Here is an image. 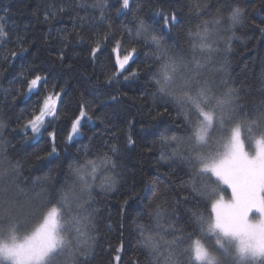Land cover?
Listing matches in <instances>:
<instances>
[{
  "label": "trees",
  "instance_id": "obj_1",
  "mask_svg": "<svg viewBox=\"0 0 264 264\" xmlns=\"http://www.w3.org/2000/svg\"><path fill=\"white\" fill-rule=\"evenodd\" d=\"M108 3L112 29L124 40H128V34L123 29H134L138 14L160 31L163 28L161 14L174 12L179 23L170 24V35L168 31L163 34L169 44L185 50L188 29L195 32L196 25L205 21L211 28L213 20L221 19L215 31L224 37L230 48L224 51L221 41L218 46L222 51L212 57L214 66L203 74L217 82L218 91L223 90L221 82L238 89L241 103L249 113L264 99V0H133L126 15L112 7L116 0H108ZM234 3L245 10V16L229 31L228 9ZM50 4L68 7L66 0H0V19L8 31L7 42L0 46V57H8L0 59V118L7 125L0 151V173H3L0 175V202L3 197L24 201L27 198L20 192L23 189L31 198L34 210L31 219L35 222L46 202L35 195L41 186L51 191L71 183L70 166H81L88 159L100 167V184L108 173L99 154L112 156L109 146L116 144L119 153L113 159L121 173L117 190L105 194L96 185L93 193V207L97 209V244L91 264H109L115 254L112 249L121 242L126 258L134 257L139 264H148L145 254L137 250V224L145 225V235L156 234L157 226L151 219L153 205L167 208L170 215L166 221L171 219L181 228H188L189 210L203 212L206 216L210 213L206 199H184L189 196L187 166L161 159L162 152L171 151L161 145V134L183 136V116L178 114L175 105L168 106L165 111L163 102L153 97L150 73L155 65L151 48L129 43L128 47L135 46L137 52L126 67L137 75L128 80L117 77L109 84L106 77L116 71L111 43L102 42V52L97 53L95 60L90 56L92 41L98 32L107 31L106 24L96 22L91 30L86 25L74 31V14L70 16L67 11L51 23H45L43 13L49 10ZM80 15L85 13L80 11ZM57 29L62 30L60 35L56 34ZM77 31L82 39L77 38ZM20 41L24 42L27 52L12 58L11 51L20 52L17 46ZM61 52L63 60L59 58ZM221 65L224 66L223 75L217 71ZM36 74L46 76L47 81H42L41 86L28 95L27 81ZM53 92H60L58 117L46 120L38 136L31 130L25 132L26 121L42 106L43 98ZM81 105L91 120H82L81 134L69 140L71 121L79 114ZM129 121H132L130 130ZM262 130L264 126L254 128L252 134L258 136ZM53 132L54 139L49 135ZM129 132L135 141L131 146L127 144ZM220 135L215 133L213 142ZM244 135L247 137L248 133L245 131ZM53 146L55 153H52ZM188 147L182 145L181 150L186 151ZM16 165L19 167L14 168ZM14 171L19 176L14 175ZM220 187L228 197L229 189L223 184ZM19 223L23 227V218Z\"/></svg>",
  "mask_w": 264,
  "mask_h": 264
},
{
  "label": "snow or ice",
  "instance_id": "obj_2",
  "mask_svg": "<svg viewBox=\"0 0 264 264\" xmlns=\"http://www.w3.org/2000/svg\"><path fill=\"white\" fill-rule=\"evenodd\" d=\"M66 2L67 9L64 4H50L49 10L43 13L44 22L51 23L67 11L70 16L74 14V31L86 25L91 30L96 22L106 24L107 31L98 32L93 39L90 56L95 60L97 53L102 52V42L111 43L116 71L106 77L109 84L117 77L128 80L130 76L135 78L137 75L126 67L137 52L135 46L128 47L129 43H139L152 49L151 59L155 65L150 73L153 97L163 102L165 111L168 106L175 105L178 114L183 116V136L161 134V145L171 149L170 152H162L161 159L182 163L189 169V196H185V200L200 198L210 204L207 216L203 212L189 210L188 228L177 227L171 219L166 221L170 215L168 209L160 204L153 205L151 219L157 226L156 234L145 235V225L137 224V250L145 254L148 264H264V130L258 136L252 134L254 128L264 126V99L249 113L241 103L238 89L221 82L224 87L218 91L217 82L203 74L214 66L212 57L222 51L218 46L221 41L224 42V51L230 48L224 37L215 31L221 19L213 20L211 28L205 21L196 25L195 32L188 29V48L185 50L169 44L163 34L168 31L170 35V24L175 26L179 23L174 12L161 14L163 28L160 31L138 14L135 28L123 29L128 34V40H124L122 35L113 31L109 22L108 0H75V7L73 0ZM132 3L133 0H116L112 7L126 15ZM80 11L85 15L81 16ZM244 16L245 10L239 4L230 5L228 30L240 24ZM61 31L57 29L56 34L60 35ZM76 35L82 39L78 31ZM7 40L8 31L5 22L0 19V46ZM64 40L67 43V34ZM17 46L20 52L11 51L12 58L27 52L23 41ZM59 58L63 60L62 52ZM0 59L7 60L8 57ZM217 71L223 75L224 66L221 65ZM126 72L128 75L124 74ZM42 81L46 83L47 77L34 75L27 81L26 94L33 93ZM12 99L15 100V96ZM110 99L115 101L116 97ZM60 102V92L46 95L42 106L26 121L25 132L40 133L46 120L58 117ZM82 120H91L83 105L71 121L69 140L72 135L80 134ZM6 127L5 121L0 118V151L3 150L2 134ZM128 127L130 130L132 121H129ZM217 132L221 135L213 142V135ZM49 135L55 138L54 132ZM246 139L251 151L246 150ZM134 143L129 132L127 144L131 146ZM185 144L189 147L182 151L181 146ZM109 151L112 156L100 153L98 157L108 173L98 186L99 191L105 194L117 190L121 176L117 161L113 159L119 148L112 144ZM55 152L53 146L52 153ZM69 171L73 178L71 183L51 191L41 186L35 193L46 201L35 222L31 219L34 215L31 198L23 189L20 192L27 199L22 202L2 198L0 264H91L97 244V209L93 207L97 164L88 159L81 166H70ZM13 174L19 176L16 171ZM221 184L231 189L230 200H225ZM254 212L258 218L250 219V214ZM21 218L23 227L19 223ZM120 226L122 228L123 224ZM112 251L115 254L109 264H139L136 258L124 256L123 242Z\"/></svg>",
  "mask_w": 264,
  "mask_h": 264
},
{
  "label": "rangeland",
  "instance_id": "obj_3",
  "mask_svg": "<svg viewBox=\"0 0 264 264\" xmlns=\"http://www.w3.org/2000/svg\"><path fill=\"white\" fill-rule=\"evenodd\" d=\"M38 89V88H37ZM36 89V90H37ZM35 91V90H34ZM31 94V93H30ZM30 94H28V95H30ZM82 122V121H81ZM43 128V127H42ZM42 128H41V130H42ZM40 133H41V131H40ZM40 133H38V134H34L35 136H38V135H40ZM80 134H81V129H80ZM80 134H78V135H72V138L71 139H73L74 137H76V136H79ZM246 150H249V151H251V148L248 146V144L246 143ZM100 170V167H99V165H97V180H96V185H99V182H98V179H99V177H100V175H101V171H99ZM99 172V173H98ZM224 186H226V185H224ZM227 187V186H226ZM228 188V187H227ZM229 189V191H230V194H229V196L227 197V196H224V198H225V200L227 201V200H230L231 199V189L230 188H228ZM256 218H258L257 217V214L254 212V213H252V214H250V219H256Z\"/></svg>",
  "mask_w": 264,
  "mask_h": 264
}]
</instances>
